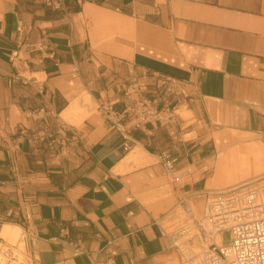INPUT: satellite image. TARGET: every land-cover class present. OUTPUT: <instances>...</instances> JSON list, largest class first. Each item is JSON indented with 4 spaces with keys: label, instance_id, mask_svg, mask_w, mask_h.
Masks as SVG:
<instances>
[{
    "label": "crops",
    "instance_id": "0c3cea01",
    "mask_svg": "<svg viewBox=\"0 0 264 264\" xmlns=\"http://www.w3.org/2000/svg\"><path fill=\"white\" fill-rule=\"evenodd\" d=\"M54 1L0 0L9 264H169L167 223L199 201L220 140L264 135V0ZM143 99L176 121L138 122Z\"/></svg>",
    "mask_w": 264,
    "mask_h": 264
},
{
    "label": "built area",
    "instance_id": "2783aa9c",
    "mask_svg": "<svg viewBox=\"0 0 264 264\" xmlns=\"http://www.w3.org/2000/svg\"><path fill=\"white\" fill-rule=\"evenodd\" d=\"M49 1L54 6L61 4ZM130 113L138 122L152 125L174 123L178 114L174 108H160L156 101L147 99L136 102ZM116 117V125L121 126L120 114ZM162 158L165 168L172 170L176 159L168 153H163ZM187 211L194 214L188 206ZM193 224L198 234L211 243L194 253L192 264H264V175L210 194L202 216L193 219ZM224 232L230 234L228 244L223 241Z\"/></svg>",
    "mask_w": 264,
    "mask_h": 264
},
{
    "label": "rangeland",
    "instance_id": "374dc122",
    "mask_svg": "<svg viewBox=\"0 0 264 264\" xmlns=\"http://www.w3.org/2000/svg\"><path fill=\"white\" fill-rule=\"evenodd\" d=\"M179 114L187 125L192 124L193 118L188 115V109L186 107ZM191 137V134L185 136L186 139H190ZM220 143L223 145L218 147L217 152H215V158L214 160H210V166L205 174L206 177L203 181V186L205 187L204 192L199 197L197 203L193 202V204L191 201L189 202L192 204L190 207L194 214L185 211L178 204L177 220L174 223H167L168 231H175L177 234V238L175 239L176 252L169 264H192L191 258L194 256V253L207 247L209 242L204 240L203 236L199 235L197 230H195L192 217L196 215L197 217L195 218L197 219L202 215L206 200L210 194L237 187L264 175V135L236 138L235 136H226L220 140ZM229 154L231 156L235 155L237 158L250 159L249 169L239 174V176H232V172H229L232 168H218L214 162L220 156H228ZM222 238L228 244L230 242L229 232H224ZM5 241L11 245L19 246V249L24 250L20 235L5 238ZM9 251L10 248L7 245L0 243V264H9L11 262L8 256ZM18 253L19 251H14L15 256H18Z\"/></svg>",
    "mask_w": 264,
    "mask_h": 264
},
{
    "label": "bare ground",
    "instance_id": "6f19581e",
    "mask_svg": "<svg viewBox=\"0 0 264 264\" xmlns=\"http://www.w3.org/2000/svg\"><path fill=\"white\" fill-rule=\"evenodd\" d=\"M68 112L69 111H67L64 114V118H69ZM188 115L192 117L191 111H188ZM214 163L217 165L218 168H222V169L232 168L231 170H229V172H232L231 175L232 176H239V174H241V173H243L249 169L250 159H248V158H237L235 155L231 156V154H229L228 156H220L218 158V160ZM220 173H221V170H220ZM195 217H197V216L195 215ZM204 240L209 242L208 245L211 243L210 240H207V239H204ZM217 242L221 243V239L218 238Z\"/></svg>",
    "mask_w": 264,
    "mask_h": 264
}]
</instances>
